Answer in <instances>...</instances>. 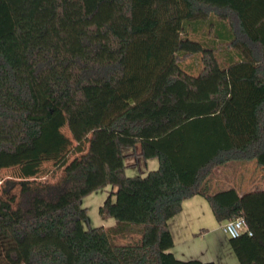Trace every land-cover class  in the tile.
Listing matches in <instances>:
<instances>
[{
	"label": "trees",
	"instance_id": "trees-1",
	"mask_svg": "<svg viewBox=\"0 0 264 264\" xmlns=\"http://www.w3.org/2000/svg\"><path fill=\"white\" fill-rule=\"evenodd\" d=\"M203 23L225 65L189 36ZM198 54L192 75L181 61ZM125 149L158 168L127 177ZM251 160L264 166V0H0V171L20 169L0 197V264H215L172 252L169 222L195 196L221 224L243 218L252 236L231 246L264 264V190L205 187ZM48 161L62 178L33 180ZM108 187L115 225L85 228L84 198Z\"/></svg>",
	"mask_w": 264,
	"mask_h": 264
},
{
	"label": "crops",
	"instance_id": "crops-1",
	"mask_svg": "<svg viewBox=\"0 0 264 264\" xmlns=\"http://www.w3.org/2000/svg\"><path fill=\"white\" fill-rule=\"evenodd\" d=\"M131 154L133 153L127 152V155L132 156ZM152 161V167L147 169L148 173L157 168L156 159ZM132 165L134 164L126 162V166ZM227 171H232L230 176L226 175L225 172ZM216 173H220L222 176L217 177ZM205 187L211 193L235 189L241 196L255 191H263L264 166L256 160L227 163L214 171L207 179ZM213 215L208 201L202 196H195L186 201L182 212L170 220L169 229L174 240L172 252L177 259L183 261L200 260L202 262H214L215 264H240L231 246L230 237L224 231L225 223L221 224L215 220L217 221L215 224ZM114 225L115 221L112 222L110 227ZM205 225H216L217 229L221 231L219 240L208 249H205L201 241L199 245H196L199 239L207 235L208 230L205 229Z\"/></svg>",
	"mask_w": 264,
	"mask_h": 264
},
{
	"label": "rangeland",
	"instance_id": "rangeland-1",
	"mask_svg": "<svg viewBox=\"0 0 264 264\" xmlns=\"http://www.w3.org/2000/svg\"><path fill=\"white\" fill-rule=\"evenodd\" d=\"M189 36L191 38L201 40L203 41L207 46H214L216 47V54L219 58V61L221 65H225L227 63L226 60V45L221 44V43H214V38H215V25L210 26L208 23H203L198 25L197 29H190L189 31ZM181 66L182 68L191 73L192 75H198L203 67V58L201 54L198 55H190L188 57H185L181 61ZM63 132L71 137L70 131L68 127L63 128ZM75 146V145H74ZM132 152V156L128 155L126 162L128 164L133 163L134 165L132 166H127L126 168V176L127 177H134L138 175H147L148 174V167H152L151 163L153 162L151 159L150 162L149 160H145L142 157H137L135 152L132 149H125V152ZM68 159L72 160L74 157L77 156V154L74 152L73 149L69 151L67 154ZM157 163V168L159 161L156 159ZM156 168V169H157ZM150 169V168H149ZM217 169V168H216ZM215 169V170H216ZM214 170V171H215ZM212 172V174L214 173ZM232 171H227L225 172L227 176H230V173ZM211 174V175H212ZM217 174V173H216ZM20 176V169L19 168H9V169H4L0 171V197H3V187H4V182L7 180H19ZM63 176V167L60 165V161H48L42 164L40 171L37 175L36 178H33V180H36L38 183H42L45 181L48 182H57L59 181ZM217 177H221L222 174L218 173L216 175ZM19 189V188H18ZM18 189L16 190V193L18 192ZM111 192V187H108L104 190L97 191L90 196L84 198L83 200V206L87 208L88 210V221L85 222V228H96V227H104L108 228L111 226L112 222L115 220H103L102 217L99 214L100 207L105 203L106 199L108 198L109 194ZM213 220L216 224L217 221H215V217L213 215ZM205 225V229L208 230L206 233V237H203L202 239H199L196 242V245L201 243L205 247V249H208L213 245L216 241L219 240V236L221 235V231L217 229L216 225ZM119 242H125V240H118Z\"/></svg>",
	"mask_w": 264,
	"mask_h": 264
},
{
	"label": "built area",
	"instance_id": "built-area-1",
	"mask_svg": "<svg viewBox=\"0 0 264 264\" xmlns=\"http://www.w3.org/2000/svg\"><path fill=\"white\" fill-rule=\"evenodd\" d=\"M224 231L230 238L233 239L239 238L245 233H249V235L252 236V232L243 218H237L225 223Z\"/></svg>",
	"mask_w": 264,
	"mask_h": 264
}]
</instances>
